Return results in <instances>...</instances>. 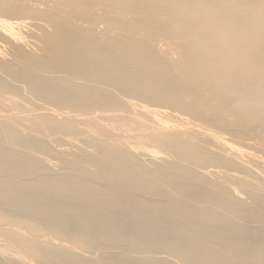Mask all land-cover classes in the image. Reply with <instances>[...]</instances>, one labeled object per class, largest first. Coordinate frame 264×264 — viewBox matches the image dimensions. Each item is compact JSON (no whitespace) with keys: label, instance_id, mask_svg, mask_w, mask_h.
Listing matches in <instances>:
<instances>
[{"label":"bare ground","instance_id":"obj_1","mask_svg":"<svg viewBox=\"0 0 264 264\" xmlns=\"http://www.w3.org/2000/svg\"><path fill=\"white\" fill-rule=\"evenodd\" d=\"M0 264H264V0H0Z\"/></svg>","mask_w":264,"mask_h":264}]
</instances>
